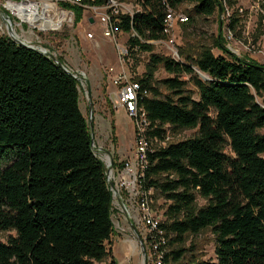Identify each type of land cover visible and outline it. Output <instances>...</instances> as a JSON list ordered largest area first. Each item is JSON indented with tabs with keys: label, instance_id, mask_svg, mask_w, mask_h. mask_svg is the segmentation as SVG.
Listing matches in <instances>:
<instances>
[{
	"label": "trees",
	"instance_id": "obj_1",
	"mask_svg": "<svg viewBox=\"0 0 264 264\" xmlns=\"http://www.w3.org/2000/svg\"><path fill=\"white\" fill-rule=\"evenodd\" d=\"M106 1L62 7L79 14ZM139 3L140 11L112 21L130 34V57L134 49L150 53L135 78L148 91L139 98L147 135L197 129L147 156L143 187L166 202L164 263L264 264V66L233 56L220 41L219 55L207 46L179 48L178 60L152 53L150 42L166 39L168 9L190 4L192 20L212 16L220 0ZM237 23L231 18L229 30ZM159 68L171 76L157 81ZM79 94V81L47 56L0 36V232H15L0 241V264H115L108 248L113 197ZM112 167H122L117 156ZM198 198L206 201L199 208ZM206 229L215 237V261L185 248Z\"/></svg>",
	"mask_w": 264,
	"mask_h": 264
},
{
	"label": "rangeland",
	"instance_id": "obj_2",
	"mask_svg": "<svg viewBox=\"0 0 264 264\" xmlns=\"http://www.w3.org/2000/svg\"><path fill=\"white\" fill-rule=\"evenodd\" d=\"M6 1L0 0V36H7L1 12L5 14L12 12L4 8ZM43 1L56 3L61 9L64 8L62 7L64 4L71 7L76 5L71 0ZM139 1L116 0L121 6L119 13L132 15L140 11ZM220 2L222 7L212 16L194 17L185 23L174 20L166 39L161 40L162 43H153L152 53L178 60L176 54L179 48L193 50L200 46H207L212 49L214 55H219L222 54V50L216 47V42L220 41L233 56L244 61H255L264 66V0H220ZM191 7L190 4H183L175 10V14L186 15ZM75 9L74 11L69 9L73 13L72 22L64 23L58 31H41L46 27L58 25L43 19V25H35L36 28L22 23L16 27V32L21 39H26L36 48H45L57 60L62 59L63 66L79 78L80 109L89 125L93 138V149L97 157L103 163L105 162L106 173L109 175L108 157L111 158L112 168L113 161L118 156L117 151L124 155L122 159L118 156L119 160L123 161L130 157L134 145L133 121L124 110L117 108V87L112 83L113 77L120 72L118 53L122 48L128 49L127 42L130 34L115 31L112 38H106L103 36V29L100 25L102 10L84 7L78 14ZM13 15L16 14L13 13ZM14 16L12 20L17 24L21 23ZM231 18H235L238 23L233 31L230 30L232 36L229 39L227 30H229L228 23ZM88 34L92 35L91 39L87 38ZM149 54V52L134 49L132 57L129 56L125 62V71L129 78L135 80L136 77L143 75ZM111 68L112 72L109 71ZM170 76L159 68L155 79L158 81ZM184 79L187 78L184 77ZM187 89L195 92L191 84L187 85ZM194 98L196 99L197 95H194ZM196 132L197 129H188L173 133L167 144L192 138ZM226 153L231 154L229 148L226 149ZM109 181L110 186L113 187L114 184L111 180ZM111 187L110 191L113 189ZM112 197L114 233L108 245L111 256L115 264H144V253L128 223L133 222L130 218L136 214L140 198H135L132 202L124 199L123 203L126 207L124 209L118 196L113 194ZM148 200L150 208L163 217L166 207L164 199L152 191L148 195ZM196 204L199 208L204 206L206 201L198 198ZM10 236H15V232H0V241L6 243ZM190 246H194L193 254L198 260H216L215 237L210 229L202 231L197 236L189 237L185 248ZM109 261L110 259L106 260L104 264H108Z\"/></svg>",
	"mask_w": 264,
	"mask_h": 264
},
{
	"label": "built area",
	"instance_id": "obj_3",
	"mask_svg": "<svg viewBox=\"0 0 264 264\" xmlns=\"http://www.w3.org/2000/svg\"><path fill=\"white\" fill-rule=\"evenodd\" d=\"M76 5H82V0H71ZM5 4L20 5L25 12L32 13L31 5L36 7L35 14L47 17L54 22H59L57 29H46L41 31H58L64 23L72 22L73 13L67 8H59L56 3L46 2L43 0H7ZM4 4V5H5ZM47 5L48 8L43 10V6ZM93 7L95 10H102V16L100 17V25L103 29V36L106 38H112L115 30L116 19L112 21V17L117 16L119 13L120 4L116 0H107L104 5ZM86 7V8H90ZM94 10V11H95ZM8 11V10H7ZM16 11V10H15ZM9 12V11H8ZM174 10L168 9L164 21V34L167 35L174 20L180 23H185L188 18L184 14H175ZM11 13L6 15L12 19ZM15 19H19L14 16ZM15 22V21H14ZM25 23V22H23ZM22 23H19L21 25ZM38 25V24H35ZM35 25L31 26L36 28ZM30 26V25H29ZM39 26V25H38ZM228 38L232 36V32L227 30ZM87 38H92L91 34L87 35ZM27 42L26 40H24ZM29 43V42H27ZM162 43V41L150 42ZM30 46H32L30 44ZM175 53V52H173ZM176 54V53H175ZM174 54V55H175ZM178 57V54H176ZM129 57L128 49L122 48L118 53L119 70L118 74L113 77V85L117 87V108L124 110L128 116L131 117L134 125V145L133 150L129 158L119 161L122 163V167L111 168L108 172V178L114 184L111 187V192L118 196L121 200L123 208L125 209L124 199L128 202H132L135 198H140L138 204V210L136 214L130 218L133 222H128L130 227L135 231L136 239L144 250L146 264H165L164 257L167 253V239L164 237L163 232L159 229V224L163 221V217L155 213L150 208L148 195L153 191L152 189L145 190L143 187L144 169L147 166L148 153L153 150L167 146V141L170 135H166L164 138H150L147 135V131L150 128V123L147 119V115L143 107L139 104V98L147 97L148 91L141 88V85L129 78L125 71V62ZM174 58V56H173ZM175 59V58H174ZM110 72L113 69H109ZM115 187V188H114ZM112 194V195H113ZM127 202V203H128ZM129 204V203H128ZM130 206H132L130 204ZM146 248V249H145ZM148 253V255H147Z\"/></svg>",
	"mask_w": 264,
	"mask_h": 264
},
{
	"label": "bare ground",
	"instance_id": "obj_4",
	"mask_svg": "<svg viewBox=\"0 0 264 264\" xmlns=\"http://www.w3.org/2000/svg\"><path fill=\"white\" fill-rule=\"evenodd\" d=\"M6 6H4V8L8 9V10H11L14 14H16L15 16L19 19V21L21 23L25 22L27 23L28 25L30 26H33L35 24H38V25H43L42 23V20L44 19L45 21H49V23H54V21H52L51 19H48L47 17H42L41 15H37L35 14V10H36V7L34 5H31L30 8H32V13H28V12H25L26 10L25 9H22L20 7V5H11V4H5ZM48 8L47 5L43 6V10H46ZM16 10V11H15ZM8 12V11H7ZM10 12L12 15L13 13ZM4 26L6 28V30L8 29H11V32L10 34L20 40V41H23L25 44L27 45H30V43H27L25 42L23 39H21L20 35L17 34L16 32V27L19 25L17 23H15L11 18L9 17H4ZM55 23H59V22H55ZM58 26V25H57ZM57 26L56 27H46V29H57ZM45 29V30H46ZM26 40V39H25ZM32 45V44H31ZM33 46V45H32ZM35 47V46H33ZM36 48V47H35ZM37 49H41V50H47L45 48H42V47H37ZM105 163V162H104Z\"/></svg>",
	"mask_w": 264,
	"mask_h": 264
},
{
	"label": "water",
	"instance_id": "obj_5",
	"mask_svg": "<svg viewBox=\"0 0 264 264\" xmlns=\"http://www.w3.org/2000/svg\"><path fill=\"white\" fill-rule=\"evenodd\" d=\"M1 13H2L3 20H4V17H8L5 13H3V12H1ZM10 32H11V29H8V30H7V36H8V38H9L12 42H14L15 44H17V45H19V46L25 47V48H27V49H29V50L37 51V52H39V53H41V54L47 56V57H48L50 60H52L57 66H59L63 71H65L67 74L72 75L75 79L79 80V78H77L75 75H73L72 73H70V72H69V71L63 66V64H61V63L55 58V56L52 55L48 50L45 51V50L37 49V48H35V47H33V46L27 45V44H25L23 41H20V40L14 38V37L10 34ZM92 147H93V138H92ZM108 159H109V164H108V166H107V169H108V172H109V171L111 170V158L108 157ZM106 178H107V182H108V184H109V186H110V185H111V182L109 181V178H108V174H107V173H106ZM131 229L133 230L132 227H131ZM133 232L136 234L135 231H133ZM143 253H144V250H143ZM144 256H145V253H144ZM144 264H146V259H145V258H144Z\"/></svg>",
	"mask_w": 264,
	"mask_h": 264
},
{
	"label": "crops",
	"instance_id": "obj_6",
	"mask_svg": "<svg viewBox=\"0 0 264 264\" xmlns=\"http://www.w3.org/2000/svg\"><path fill=\"white\" fill-rule=\"evenodd\" d=\"M117 155L119 156L120 159L124 158V155H121L120 152L118 151H117ZM119 158H118V162L120 161ZM111 241H112V236H111Z\"/></svg>",
	"mask_w": 264,
	"mask_h": 264
}]
</instances>
